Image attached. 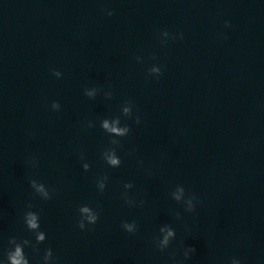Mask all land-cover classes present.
Returning a JSON list of instances; mask_svg holds the SVG:
<instances>
[{
	"label": "water",
	"instance_id": "obj_1",
	"mask_svg": "<svg viewBox=\"0 0 264 264\" xmlns=\"http://www.w3.org/2000/svg\"><path fill=\"white\" fill-rule=\"evenodd\" d=\"M163 30L177 38L162 44ZM127 100L132 118L121 116ZM116 116L131 132L110 168L100 121ZM128 182L134 207L121 198ZM177 185L198 197L194 213L171 199ZM29 203L47 234L39 254L25 248L32 264L48 247L55 264H172L188 246L184 264H264V0H0V259L9 237L34 242ZM85 204L99 219L81 230ZM164 224L176 237L161 254L151 241Z\"/></svg>",
	"mask_w": 264,
	"mask_h": 264
},
{
	"label": "clouds",
	"instance_id": "obj_2",
	"mask_svg": "<svg viewBox=\"0 0 264 264\" xmlns=\"http://www.w3.org/2000/svg\"><path fill=\"white\" fill-rule=\"evenodd\" d=\"M102 11L108 17H111L115 14L114 10L108 8H102ZM225 27H231L230 22L225 21ZM161 35L164 37L162 44H167L168 39L175 40L177 38L176 35L170 34L167 30H163L161 32ZM178 38L183 39V33H179ZM141 59L142 58L139 56L136 57L137 62H141ZM162 68L163 66L154 65L148 69V75L159 79V77L163 74ZM52 75L55 76L57 79H60L63 74L58 70L52 69ZM110 87L111 85H109V88ZM100 91L101 89L97 87L85 88L84 95L89 99H95L97 93ZM104 96L107 99H111L112 92L105 91ZM50 107L53 111L56 112H59L61 109V105L57 101H53ZM133 108L134 103L131 100L125 101L121 108V116L125 118H132ZM135 123H141L139 116L135 117ZM86 127L88 129H92L96 127V124L93 121H87ZM100 128L109 137V144L101 151L100 157L110 168H119L122 164V160L117 154V152L118 149L121 147V139L127 137L130 134L131 129L126 123L122 124L120 116L102 119L100 121ZM80 159L81 161H84L83 154H81ZM32 166H36L35 158L33 159ZM82 168L86 172L89 171V163L83 162ZM107 181V175H102L97 178L96 188L98 192L103 193L105 191ZM29 184L34 194L40 199L44 201L52 199L54 193L50 192L49 189L45 186V184L38 182L36 179H30ZM123 187L125 191L121 194V198L123 199L124 203L129 207L137 206V201L131 199L128 196L127 191L133 188V184L131 182H128L125 183ZM169 195L171 199L174 200L177 204H182L184 207V211L188 213H194L196 211L197 204L200 203L198 197L194 193L187 194L185 192L184 187L181 185H177L174 190L169 193ZM143 203V200L139 201V205H143ZM26 208L27 210L22 215V222L27 231L34 235V242L33 240L28 238H17L16 236L9 237V248L5 251L3 259H0V264H32L28 255H26L25 253V248H31L36 254H39V245L43 244L47 239L46 232L41 230L40 213L38 211L32 210L33 205L31 203L27 204ZM98 208L99 205H97V208H93L91 205L88 204L81 205L78 208L79 220L77 226L79 227V229L85 230L87 226L95 225L98 222ZM173 214L177 220H180L182 218L181 213L178 211L174 212ZM121 227L125 232L130 235H134L138 231V225L135 221H124L122 222ZM175 237V229L169 224H164L159 227L158 233L152 238L151 244L161 254H163L170 247ZM195 252L196 248L193 246L183 248L182 259H176L175 255L173 254L172 264H184V261L189 260ZM36 264H55L53 250L50 247L44 249L42 259L36 261ZM230 264H241V261L238 258L233 257L230 258Z\"/></svg>",
	"mask_w": 264,
	"mask_h": 264
}]
</instances>
